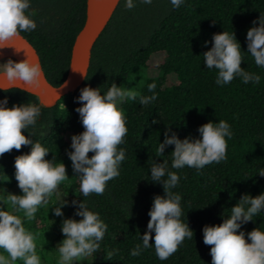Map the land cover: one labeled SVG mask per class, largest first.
<instances>
[{
    "label": "trees",
    "instance_id": "1",
    "mask_svg": "<svg viewBox=\"0 0 264 264\" xmlns=\"http://www.w3.org/2000/svg\"><path fill=\"white\" fill-rule=\"evenodd\" d=\"M85 0H30L29 14L37 27L21 35L35 49L46 80L57 85L64 77L73 37L84 18ZM119 0L105 26L95 39L89 63L81 84L61 96L49 107L38 98L18 88L5 92L8 106L34 103L41 108L34 129V141L49 149L46 159L63 162L68 179L51 197L48 206H41L35 220L25 219V227L37 235V253L41 264H57L58 243L65 237V218L79 220L73 200H86L90 210L99 214L107 225L100 251L81 264H212L210 246L203 242V227L223 222L230 208L245 194L264 193V69L254 63L247 51V31L261 14L264 0H183L173 7L170 0H152L151 4L134 0L135 7L125 8ZM234 32L241 45L245 71L260 76V82L245 84L239 77L227 85H217L218 70L208 69L203 52L213 45V36L223 31ZM207 41V43H205ZM155 72L144 76L137 87L143 95H152L148 84L155 83L157 99L141 106L137 101L119 104L128 128L124 143L125 159L120 175L107 183L102 195L83 197L79 179L67 155L71 137L84 131L76 108L85 86L100 88L105 93L113 82L124 87L131 72L137 77L142 71ZM225 120L233 133L227 139V159L197 171L185 166L176 170L180 177L173 191L181 197V220L193 230V238L185 239L179 250L167 260H160L154 245L131 256L141 236L147 231L149 210L156 195H164L161 183L152 182L150 166L156 160L169 161L174 145L165 148L164 157H156V149L164 140L168 125L180 139L199 138V126L209 121ZM157 123H153V121ZM26 136L28 130H23ZM171 135V132L169 133ZM31 146L12 150L0 157V196L22 194L15 179V157L28 153ZM93 153H89L91 156ZM62 206L63 216L54 214ZM22 216V213H17ZM259 227L264 231V211L241 226L247 232ZM154 242V232H153ZM251 241L249 240V243ZM17 264H22L18 261ZM79 264V263H78Z\"/></svg>",
    "mask_w": 264,
    "mask_h": 264
},
{
    "label": "clouds",
    "instance_id": "2",
    "mask_svg": "<svg viewBox=\"0 0 264 264\" xmlns=\"http://www.w3.org/2000/svg\"><path fill=\"white\" fill-rule=\"evenodd\" d=\"M151 4L152 0H141ZM173 7H179L183 0H170ZM30 0H0V49L13 48L19 53L16 41L21 33L31 32L37 24L29 14ZM135 7L134 0H126L125 8ZM247 51L254 63L264 69V14L253 21L247 31ZM207 43V41L205 42ZM24 50V49H23ZM25 51V50H24ZM204 63L208 69L218 70L217 85H227L239 77L245 84L259 83L260 76L245 71L241 66L244 57L241 45L234 32L223 31L213 36L212 47L203 52ZM26 58L15 61L9 58L0 63V78L8 84L5 92L11 88L23 91L41 88L43 72L38 62L32 60L25 51ZM68 81L60 86L66 88ZM153 94L143 95L115 82L105 93L100 88L85 86L77 98L81 106L76 108L84 131L71 137V151H68L75 176L79 179V191L83 197L92 194L102 195L107 183L120 175L119 167L125 159V151L119 146L124 143L128 128L126 117L119 104L125 100L137 101L147 106L157 99L155 83L148 84ZM57 91V90H56ZM41 108L34 103L13 104L8 106L7 98L0 100V157L12 150H21L22 146H31L28 153L15 157V179L22 194L9 193L0 196V264H41L37 253V235L25 227V219L35 220L41 206H48L51 197L60 185L69 177L63 162L56 163L54 158L46 159L49 149L41 142L32 139ZM157 123V121H153ZM28 130L26 136L23 130ZM199 138L180 139L168 125L164 140L156 149V157L165 156V148L174 145L169 161L156 160L150 166L151 181L161 183L164 195H156L149 210L150 219L147 231L141 236L142 245L137 244L130 252L131 256L141 255L142 249L154 245L155 254L160 260H167L175 254L184 240L193 238V230L181 220L183 215L178 192L173 191L180 177L172 169L185 166L197 171L212 163L219 164L227 159V139L233 135L225 120L218 123L209 121L199 126ZM171 132V135L169 133ZM93 153L89 156V153ZM264 177V169L257 172ZM55 206L54 214L63 216L62 206ZM76 205L79 220L65 218L62 222L64 239L58 243L57 264H77L87 260L100 251L107 225L99 214L90 210L86 200L72 201ZM264 211V193L256 196L245 193L230 208V214H224L223 222L203 227V242L210 246L212 264H264V231L259 227L247 232L240 231L243 224L253 221ZM17 213H22L18 215ZM154 232V242L153 241ZM249 240L251 241L249 243Z\"/></svg>",
    "mask_w": 264,
    "mask_h": 264
},
{
    "label": "water",
    "instance_id": "3",
    "mask_svg": "<svg viewBox=\"0 0 264 264\" xmlns=\"http://www.w3.org/2000/svg\"><path fill=\"white\" fill-rule=\"evenodd\" d=\"M118 1L85 0L83 22L73 37L63 79L57 85H52L46 80L43 74L41 88L28 91V93L35 95L43 106L49 107L54 105L61 96L73 92L81 84L88 67L91 47L111 16ZM16 44L17 47L23 48L29 57L40 65L35 49L22 35L17 39ZM7 49L8 51L6 53L0 55V59L11 58L19 61L26 58L23 49L19 53L13 48ZM64 81L69 82L68 86L66 88H60ZM0 86L4 88L9 87L3 78H0ZM0 89L3 88L0 87Z\"/></svg>",
    "mask_w": 264,
    "mask_h": 264
},
{
    "label": "rangeland",
    "instance_id": "4",
    "mask_svg": "<svg viewBox=\"0 0 264 264\" xmlns=\"http://www.w3.org/2000/svg\"><path fill=\"white\" fill-rule=\"evenodd\" d=\"M8 59H0V63H3V62H6ZM154 74L155 72H151V71H142V75L140 77H137L135 75L134 72H131L127 82L125 83L124 87H128V88H132L133 90H137V87L141 84V79H143L144 76H148V75H151V74ZM56 260L58 261V253H56L55 255H53ZM81 264L82 262H77V264Z\"/></svg>",
    "mask_w": 264,
    "mask_h": 264
},
{
    "label": "bare ground",
    "instance_id": "5",
    "mask_svg": "<svg viewBox=\"0 0 264 264\" xmlns=\"http://www.w3.org/2000/svg\"><path fill=\"white\" fill-rule=\"evenodd\" d=\"M7 51H8L7 48H5V49H0V55L6 53Z\"/></svg>",
    "mask_w": 264,
    "mask_h": 264
}]
</instances>
